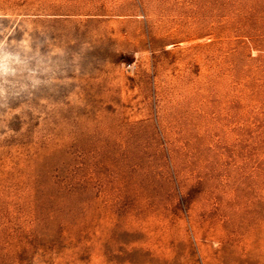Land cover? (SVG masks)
I'll return each instance as SVG.
<instances>
[{"label": "rangeland", "instance_id": "374dc122", "mask_svg": "<svg viewBox=\"0 0 264 264\" xmlns=\"http://www.w3.org/2000/svg\"><path fill=\"white\" fill-rule=\"evenodd\" d=\"M0 264H264V0H0Z\"/></svg>", "mask_w": 264, "mask_h": 264}]
</instances>
